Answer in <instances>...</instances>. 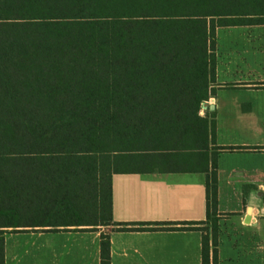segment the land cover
Segmentation results:
<instances>
[{"label": "trees", "instance_id": "16d2710c", "mask_svg": "<svg viewBox=\"0 0 264 264\" xmlns=\"http://www.w3.org/2000/svg\"><path fill=\"white\" fill-rule=\"evenodd\" d=\"M254 24L264 0H0V264L2 227L109 225L113 173L154 170L138 164L152 152L207 149L199 111L216 31ZM215 167L214 157L206 219L194 222L201 264H218ZM46 205L64 215L38 216ZM137 224L119 230L151 223ZM100 264H110L106 234Z\"/></svg>", "mask_w": 264, "mask_h": 264}, {"label": "crops", "instance_id": "0c3cea01", "mask_svg": "<svg viewBox=\"0 0 264 264\" xmlns=\"http://www.w3.org/2000/svg\"><path fill=\"white\" fill-rule=\"evenodd\" d=\"M237 27L248 31L239 56L219 51L216 39L215 81L199 111L210 121L207 149L152 152L138 164L154 170L113 173L109 225L67 220L2 227L5 264H100L101 234L108 235L110 264H201L197 227L204 224L194 222L206 219L214 157L218 264H264V24L220 28ZM169 166L190 170L166 171ZM41 212L46 220L64 215L52 205ZM137 223H151L150 229L119 230Z\"/></svg>", "mask_w": 264, "mask_h": 264}, {"label": "rangeland", "instance_id": "374dc122", "mask_svg": "<svg viewBox=\"0 0 264 264\" xmlns=\"http://www.w3.org/2000/svg\"><path fill=\"white\" fill-rule=\"evenodd\" d=\"M249 33L253 34L252 30ZM246 34H248V31L244 28H219L216 34L217 46L219 51L223 52L232 50L236 53L237 56H239V54L241 53H244V45L247 44L244 41V35ZM230 45H232V47H230ZM244 262V259H233V261H225L223 264H244Z\"/></svg>", "mask_w": 264, "mask_h": 264}, {"label": "water", "instance_id": "95a60500", "mask_svg": "<svg viewBox=\"0 0 264 264\" xmlns=\"http://www.w3.org/2000/svg\"><path fill=\"white\" fill-rule=\"evenodd\" d=\"M204 106H205V103H204ZM250 210H251V207H248V211H250ZM245 220H246V222L249 221V215L246 216V219Z\"/></svg>", "mask_w": 264, "mask_h": 264}]
</instances>
